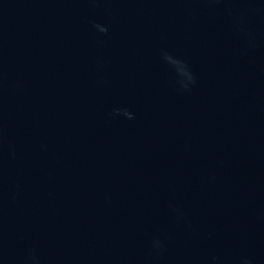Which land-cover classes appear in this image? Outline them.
I'll list each match as a JSON object with an SVG mask.
<instances>
[{"label": "water", "instance_id": "obj_1", "mask_svg": "<svg viewBox=\"0 0 264 264\" xmlns=\"http://www.w3.org/2000/svg\"><path fill=\"white\" fill-rule=\"evenodd\" d=\"M0 264H264V0H0Z\"/></svg>", "mask_w": 264, "mask_h": 264}]
</instances>
